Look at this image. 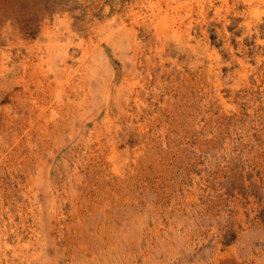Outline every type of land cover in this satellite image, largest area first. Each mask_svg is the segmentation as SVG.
I'll list each match as a JSON object with an SVG mask.
<instances>
[{"label":"rangeland","instance_id":"374dc122","mask_svg":"<svg viewBox=\"0 0 264 264\" xmlns=\"http://www.w3.org/2000/svg\"><path fill=\"white\" fill-rule=\"evenodd\" d=\"M0 264H264V0H0Z\"/></svg>","mask_w":264,"mask_h":264}]
</instances>
